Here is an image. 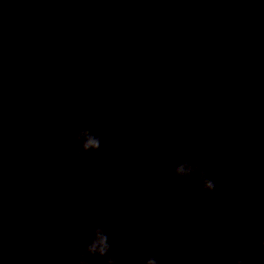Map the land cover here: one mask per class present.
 I'll use <instances>...</instances> for the list:
<instances>
[{"label": "water", "instance_id": "water-1", "mask_svg": "<svg viewBox=\"0 0 264 264\" xmlns=\"http://www.w3.org/2000/svg\"><path fill=\"white\" fill-rule=\"evenodd\" d=\"M97 228L118 264H264L261 0H0V264Z\"/></svg>", "mask_w": 264, "mask_h": 264}, {"label": "clouds", "instance_id": "clouds-1", "mask_svg": "<svg viewBox=\"0 0 264 264\" xmlns=\"http://www.w3.org/2000/svg\"><path fill=\"white\" fill-rule=\"evenodd\" d=\"M264 3V0H261ZM78 140H83L82 151L86 152L88 150L99 151L101 149V141L99 138L91 135L88 132H82L77 137ZM80 153H78L79 155ZM164 167H167L165 163ZM175 174L178 177H190L195 172H199V178L202 184L201 191L213 192L216 190V185L211 178H209L206 170L197 167H192L188 163H184L174 169ZM258 239L260 241L261 247L264 248V231L258 233ZM113 249V243L110 241L109 237L105 235L104 230L101 228L95 229L92 239L86 244L83 252H80L79 244L74 246V251L80 252L79 264H88L87 257L94 256L98 259H103L108 257L107 264H118V260L115 256H110ZM217 253H213L208 259V264H219L217 260ZM139 264H158L155 256H141L139 258ZM233 264H244V261L240 258H236Z\"/></svg>", "mask_w": 264, "mask_h": 264}]
</instances>
